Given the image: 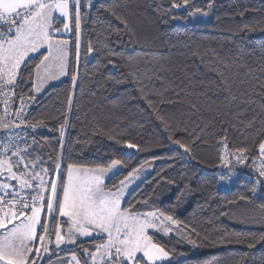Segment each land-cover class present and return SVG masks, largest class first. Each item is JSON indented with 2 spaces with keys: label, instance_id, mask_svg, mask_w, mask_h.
<instances>
[{
  "label": "trees",
  "instance_id": "1",
  "mask_svg": "<svg viewBox=\"0 0 264 264\" xmlns=\"http://www.w3.org/2000/svg\"><path fill=\"white\" fill-rule=\"evenodd\" d=\"M171 3L104 0L90 12L83 10L88 14L82 22L79 62L75 37L70 36L69 75L49 81L34 93L36 99L30 102L26 119H45L56 130H23L32 144L28 151L39 154L50 170L54 168L50 155L53 159L62 157V170L68 163L91 166L110 157H123L128 166L108 181L109 187L131 169L147 166V176L127 199H147L152 210L166 211L180 221L175 235L157 234L173 257L171 264H262L264 209L260 205L264 204V188H258L253 196L248 189L256 175L240 173L235 184L222 191L218 174L222 138L227 136L225 143L235 156L236 147L258 143L264 115L257 114L261 112L258 105L253 106L255 112L245 113L247 106L243 104L231 113L218 112L216 104L225 94L215 87L220 79L215 69L227 72V64L232 73H239L234 91L237 87L259 91L264 83V0H190L187 7L163 11ZM101 5H119L118 11L131 22V33L118 36L115 30L123 25L110 13L98 12ZM197 8L208 11V19L201 20ZM173 15L177 18L172 19ZM89 42L98 49L91 55L86 53ZM109 50L118 57H107ZM108 58L116 59L119 67L107 65ZM137 59L139 67L134 69ZM132 71L139 79L126 78ZM72 74L77 75L75 86ZM30 86H25L26 94ZM140 88L154 106H149ZM204 92L208 97L202 95ZM70 94L73 105L69 111L66 101ZM161 99L173 103H160ZM194 103L198 111L192 108ZM237 111L242 113L239 117ZM254 115L255 124L249 127L247 121ZM65 117L68 126L61 145L59 121ZM109 130L113 137L134 142L142 150L117 144L103 134ZM170 137L184 141L190 151L185 153ZM126 153H132L130 159ZM241 195L250 199L241 201ZM135 206L145 207L139 203ZM237 236L244 243H236ZM248 239L256 242L254 248L247 247ZM84 246L92 248L87 240ZM73 250L83 264L87 257L78 245L51 259L73 254Z\"/></svg>",
  "mask_w": 264,
  "mask_h": 264
},
{
  "label": "snow or ice",
  "instance_id": "2",
  "mask_svg": "<svg viewBox=\"0 0 264 264\" xmlns=\"http://www.w3.org/2000/svg\"><path fill=\"white\" fill-rule=\"evenodd\" d=\"M189 3L190 0H172L170 8L163 11L187 7ZM85 7L89 12L95 8L93 0H86V4L84 0H0V103L3 104L0 127L7 129L14 125L21 128L23 125L36 133L43 128L56 130L45 119L26 120V109L31 101H35L34 93H39L49 81L69 75V54L73 44L70 36L75 37V58L79 62L82 22L88 14L83 11ZM208 7L211 9V2ZM118 8L119 5L111 8L101 5L97 11L110 13L123 25L122 29L115 30L118 36L121 33L130 34L131 22ZM196 12L203 16L209 14L199 8ZM189 14L193 15L191 12ZM176 18L172 16V19ZM94 51L98 49L89 42L86 53L91 55ZM106 55L118 57L119 54L109 50ZM139 63L137 59L133 68L138 69ZM107 65L113 69L119 67L117 60L112 58L107 59ZM224 69L228 71L215 69L220 78L215 87L225 94L223 100L216 104V110L231 113L243 104L247 106L245 113L255 112L253 106L258 105L261 112L257 114L264 115V83L259 86V91L255 87L243 90L237 87L234 91L239 73H232L227 64ZM127 77L139 79L136 71L127 73ZM71 80L75 86L77 75L72 74ZM243 83L241 80L240 84ZM28 84L31 86L26 94L25 86ZM140 92L147 99L143 88H140ZM202 95L208 97L207 92ZM17 100L19 105L14 108ZM66 102L70 111L73 105L71 94ZM159 102L173 103L170 99ZM147 103L150 107L154 106L150 99H147ZM215 103L212 101V104ZM212 104L206 106L211 107ZM191 106L199 110L197 104ZM10 114L15 120L8 119ZM236 114L239 117L242 113L237 111ZM220 122L224 123L222 117ZM254 124L255 115L247 121L249 127ZM66 126L68 120L65 117L59 121L61 145ZM103 134L127 149L142 150L134 142L113 137L110 130ZM21 139L26 145L23 149L17 143ZM170 139L185 153L190 151L181 139ZM226 140L227 136L220 141L223 148L219 156L220 166L232 164V152ZM32 141L36 143L35 136ZM29 148H32V144L28 143L23 130L15 135L9 134L7 142L0 145V264H40L41 261L51 264L53 254L65 251L62 245L81 247L87 257L83 264H171L173 257L159 242L157 234L169 235L180 221L166 211L152 210L147 199H127L131 195L128 191L130 186L140 178L139 168L131 169L124 179L109 187L107 181L120 175L121 170L128 166L123 157H110L91 166L68 163L66 169L62 170V157L53 159L50 155L49 159L54 164L50 170L39 154L33 155ZM233 151L236 164L252 162L255 167L256 179L248 189L255 196L258 188H264V130H261L258 143L242 145ZM125 155L130 159L132 153ZM254 158L260 160L258 166ZM220 179L227 180L229 177L221 174ZM249 199L245 195L239 196L241 201ZM138 203L145 207L136 208ZM260 207L264 209V204ZM65 225L66 232L63 231ZM81 238H88L87 243L92 248L84 246ZM260 239L264 240V234ZM235 242L244 243V240L237 236ZM255 246L254 240H247L248 248ZM41 252L48 255L47 261H44ZM70 264H82L74 250Z\"/></svg>",
  "mask_w": 264,
  "mask_h": 264
},
{
  "label": "built area",
  "instance_id": "3",
  "mask_svg": "<svg viewBox=\"0 0 264 264\" xmlns=\"http://www.w3.org/2000/svg\"><path fill=\"white\" fill-rule=\"evenodd\" d=\"M102 1H104V0H93L95 5L97 3L102 2ZM84 2L86 4V0H84ZM85 9H87V7H85ZM0 99H2V97H0ZM18 105H19V101L17 100L16 104L14 105V108L18 107ZM29 109H30V107L26 109V113H27V115L25 117L26 119L28 117ZM0 115H3V104L2 103H0ZM8 119L9 120H15V117L10 114ZM21 132H22V130H9L8 132H5V133L1 134L0 135V145H2L3 143L7 142V137H8L9 134L15 135V134L21 133ZM17 143H18L20 148H23L25 146V141L22 140V139L18 140ZM219 148H220V151H221V154H222L223 148H222L221 144H219ZM231 159H232V164L231 165H227V166H220L219 165L220 172L218 174V188L220 190H222V191L229 190L235 184V182L237 180V175L240 174V173H236L234 171L228 170L227 168L230 167V166L238 167V168H240V170H245V171H248L249 173H251L252 175H256L255 167H254L252 162L247 163V165H240V164H236L235 156H231ZM254 162H255L256 166H258L260 164V160L258 158H256L254 160ZM221 174H224V175L228 176L229 179L221 180L220 179Z\"/></svg>",
  "mask_w": 264,
  "mask_h": 264
},
{
  "label": "crops",
  "instance_id": "4",
  "mask_svg": "<svg viewBox=\"0 0 264 264\" xmlns=\"http://www.w3.org/2000/svg\"><path fill=\"white\" fill-rule=\"evenodd\" d=\"M146 176H147V173H146ZM61 219H66V218H61ZM63 231L64 232L67 231V226L66 225L64 226ZM81 240L85 241V240H88V238H81ZM78 242H80V241H78ZM52 247H54V245ZM61 247L63 249H65V251H61V252H59V254L60 253H64L66 251H70L74 247V245H62ZM53 255H56V254H53ZM41 256H43L45 261H47L49 259L47 254L45 255L44 253H42ZM71 258H72V254L64 255V256H57V257L51 259V264H70Z\"/></svg>",
  "mask_w": 264,
  "mask_h": 264
},
{
  "label": "rangeland",
  "instance_id": "5",
  "mask_svg": "<svg viewBox=\"0 0 264 264\" xmlns=\"http://www.w3.org/2000/svg\"><path fill=\"white\" fill-rule=\"evenodd\" d=\"M208 19V15L207 16H201V20H206ZM141 172H140V178L138 180H136L129 188V192L131 193L143 180H144V177L146 176V173L148 172V167H142L140 168ZM108 182V181H107ZM176 229H177V225L174 226V230L169 233V235H175L176 233ZM158 234H163V233H158ZM167 235V236H169ZM43 252H41V255H42ZM46 255V254H45Z\"/></svg>",
  "mask_w": 264,
  "mask_h": 264
},
{
  "label": "water",
  "instance_id": "6",
  "mask_svg": "<svg viewBox=\"0 0 264 264\" xmlns=\"http://www.w3.org/2000/svg\"><path fill=\"white\" fill-rule=\"evenodd\" d=\"M9 130H27V129H25L24 126H21V128H16L14 125H12L11 127L7 128V129L0 127V135L3 134V133H5V132H8ZM227 169L228 170H231V171H234L236 173H244V174H246L248 176H253L248 171L240 170V168L235 167V166H230Z\"/></svg>",
  "mask_w": 264,
  "mask_h": 264
}]
</instances>
